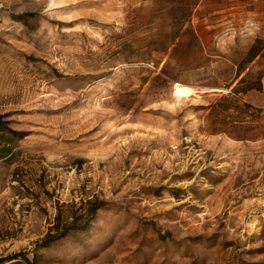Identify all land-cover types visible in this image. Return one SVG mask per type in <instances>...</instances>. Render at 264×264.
I'll list each match as a JSON object with an SVG mask.
<instances>
[{
  "label": "rangeland",
  "instance_id": "1",
  "mask_svg": "<svg viewBox=\"0 0 264 264\" xmlns=\"http://www.w3.org/2000/svg\"><path fill=\"white\" fill-rule=\"evenodd\" d=\"M255 40L253 0H0V258L264 264V141L196 109Z\"/></svg>",
  "mask_w": 264,
  "mask_h": 264
},
{
  "label": "trees",
  "instance_id": "2",
  "mask_svg": "<svg viewBox=\"0 0 264 264\" xmlns=\"http://www.w3.org/2000/svg\"><path fill=\"white\" fill-rule=\"evenodd\" d=\"M258 40L252 43L242 58L236 62L234 68L223 71L222 82L205 84L208 92L203 96L214 95L212 102L205 106H196L197 110L207 111L205 115V130L209 135H223L235 142H261L264 141V109L255 108L242 97L249 92L261 91V72L247 70V65L255 58L264 55V46L258 45ZM216 90V91H213ZM8 123L0 116V160L10 155L9 145L12 136L21 138L19 132L10 130ZM48 236L43 241L44 246L52 240L61 238ZM17 258L25 260V264H33L23 252H17L6 258H0V264Z\"/></svg>",
  "mask_w": 264,
  "mask_h": 264
},
{
  "label": "crops",
  "instance_id": "3",
  "mask_svg": "<svg viewBox=\"0 0 264 264\" xmlns=\"http://www.w3.org/2000/svg\"><path fill=\"white\" fill-rule=\"evenodd\" d=\"M253 8L257 10L264 8V0H253Z\"/></svg>",
  "mask_w": 264,
  "mask_h": 264
},
{
  "label": "water",
  "instance_id": "4",
  "mask_svg": "<svg viewBox=\"0 0 264 264\" xmlns=\"http://www.w3.org/2000/svg\"><path fill=\"white\" fill-rule=\"evenodd\" d=\"M213 91H216V90H213Z\"/></svg>",
  "mask_w": 264,
  "mask_h": 264
}]
</instances>
